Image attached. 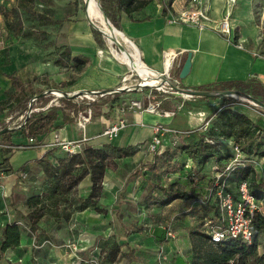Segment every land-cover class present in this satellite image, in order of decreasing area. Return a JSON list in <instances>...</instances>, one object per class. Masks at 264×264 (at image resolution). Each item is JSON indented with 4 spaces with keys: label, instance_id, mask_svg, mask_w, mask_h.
Segmentation results:
<instances>
[{
    "label": "rangeland",
    "instance_id": "374dc122",
    "mask_svg": "<svg viewBox=\"0 0 264 264\" xmlns=\"http://www.w3.org/2000/svg\"><path fill=\"white\" fill-rule=\"evenodd\" d=\"M98 1L100 4L101 1ZM155 1L160 2V0ZM253 1L255 5L258 4L256 10H260L259 8H262L264 0ZM15 2L16 0H0V7L8 11ZM28 7L35 13L45 15L53 20H62V22L60 24L42 25L38 22L35 15L30 14L26 10H20V19L25 28L22 36L14 37L6 28V21L0 14V96L2 99H6L11 90L10 81L4 75L13 72L22 82H30L33 89L38 87L44 91L52 92L53 98L48 103L49 105H59L57 99L65 93V89L62 87L58 90L53 89L56 86L59 87L61 82L68 80H73L74 84L77 83L82 88L94 87L97 90L104 91L120 87L123 84V78L126 76L125 78L130 79V81L126 82L125 85H131V89L135 88L132 85L137 84L139 79L136 76H133V78L127 76L132 71L111 56V48L117 50V47L115 44L110 45L105 36L92 27L97 26L98 23L96 20H90L86 17L83 0H30L28 1ZM110 24L113 25L111 22ZM84 26L99 33L100 46L96 44L95 48L84 47L75 49L67 44L71 39L72 33L83 34L81 31L85 29ZM230 27L231 29L233 28L231 22ZM261 35L263 34L259 36L260 43L264 41V37ZM66 46L71 49V58L82 60L85 64L80 66L71 58H62L60 52ZM58 60L61 66L56 63ZM261 66H263L261 62H257L254 65L256 72H260L261 82L264 84V71L259 69ZM90 90L86 89L85 91ZM138 92L142 91L139 90ZM121 93L126 95L123 97L116 96L117 102L120 104L124 103V101L121 102V99L135 98V95L131 96V94L137 93V91L124 90ZM141 97L142 95L137 96L136 99ZM222 97L214 96L208 97V99L200 97H194L193 99L176 98L173 100V108L171 110H174V115L169 118H183L185 122L190 121L189 126L188 124H183L182 128H180L181 124L177 122L176 125H179L178 129H185V131H180L184 132L183 134L172 135L170 144L166 146L172 158L169 162H160L154 169L146 167L142 171L143 175L135 177L133 173L127 178L125 186L128 185L127 190L130 189L131 192L137 191V198L135 197L134 199V196H131V198H127L129 201L119 204L116 211L112 210L111 217L114 220L113 223H115L112 230L119 238H122V240H117L121 244L122 250L134 253V260L122 259L117 264H202L203 257L216 249L215 245L209 244L203 235V223L209 210L200 204V201H190L192 208L185 207L186 204H180L179 202V204L168 208L150 207L146 209L142 206L141 194L146 188L145 181L147 180L164 185L173 183L174 187L180 190H187L192 185L198 192H202L205 189L207 186L205 184L216 174L218 166H214L212 163L207 164L201 171H198V182L192 184L187 172L181 166V157L176 147L184 142H189L192 135L196 134L197 130L199 131L202 127L203 122L210 121L221 108L231 104L230 101L224 100ZM224 97H227V99L232 98L243 105V102L236 98L238 95H235V97L233 95ZM100 99L97 100L92 109V119L86 128V135L92 136L101 130L102 126L107 123V114L110 120H115L114 116L117 112L115 110L109 112L110 101L113 97H104L102 101ZM33 103L35 102L33 101ZM39 106L40 104L34 105L36 108L30 110L29 113L31 111L46 112L47 106L43 108ZM231 106H234L237 110L244 111L253 121L257 119L258 125L264 128V117L246 106H240L236 103L231 104ZM15 109L16 106L12 110ZM11 111L9 109L0 114V126L3 123L7 124L12 115L10 114ZM66 113H68L69 117L72 116L70 111H66ZM18 121H20V118H17L11 124H7L8 128H14L11 131L13 139L10 148L14 152L9 159L12 170L8 175L13 177L15 183L9 189L7 197L2 198L0 196V239L2 227L7 223L18 220L17 223L22 226V241L25 243L22 249V256L25 260L33 256L37 261H44L46 264H72L71 257L74 245L77 248L76 253L80 259L79 262H83V264H101L104 257L102 243L107 239L102 234L105 232L106 227H104L105 224L102 225L97 221L95 217H93L95 219H92L89 225L80 227L76 224L78 212L73 213L66 221L62 218L56 220L46 216L39 222V231L43 233L42 237H38L40 234H32L29 228L24 225L23 216L26 214L24 201L30 195L40 191L43 177L35 164L26 165V170L20 169L21 166L35 157L36 152L33 148L16 149L17 145H24L27 139L19 132L17 128ZM170 127L172 129L175 128L173 126ZM70 130L71 128L68 127V131ZM48 132L44 135L47 136ZM231 145L232 141H220L218 149L222 155L232 156L233 148ZM145 150L147 154L150 153L148 148ZM2 153L3 151L0 150V159L3 157ZM55 155L61 157L65 153L57 150ZM153 155H151V160L148 162H138L136 170L140 167L142 168L144 164L151 163ZM227 161H230V158L223 160L224 163ZM17 171L26 172V177L17 178ZM259 179H261L259 174L254 172L247 177L250 185L257 183ZM100 211L103 215L107 213V210L104 209ZM175 212H178V218L171 219V215ZM112 213L115 214L113 215ZM184 216L188 217H185L188 222L184 220ZM133 223L141 226L140 231L133 232L132 228H128ZM125 226H127V229ZM86 229L88 232H93V234L97 232L98 236L94 243L92 241L89 242L90 246L88 248L80 250L84 245H87L83 236L79 239V235L85 233ZM167 231L171 235H167ZM121 234H123L124 238L121 237ZM43 236L49 238L45 239ZM39 238L42 241L37 245ZM262 240H264V236ZM9 259H11L10 256L6 255L5 257L4 255L0 260V264H9Z\"/></svg>",
    "mask_w": 264,
    "mask_h": 264
},
{
    "label": "trees",
    "instance_id": "16d2710c",
    "mask_svg": "<svg viewBox=\"0 0 264 264\" xmlns=\"http://www.w3.org/2000/svg\"><path fill=\"white\" fill-rule=\"evenodd\" d=\"M28 1L30 0H16L8 11L0 7V14L6 21V28L14 37L22 36L25 28L20 19V10H26L30 14L35 15L38 22L42 25L60 24L62 22V20H53L45 15L31 11L28 7ZM100 1L102 12L115 27L112 26L118 30H120L119 20L121 13L126 14L132 19V14L148 3V1L144 0ZM171 2L172 0H164L162 8L163 16H166ZM91 32L96 44L100 46L99 33L95 30H91ZM60 56L70 59V47H64L60 52ZM71 59L76 61L80 66L85 64L82 60L73 57ZM56 63L61 66L59 60ZM176 68V66L173 67L172 75L176 73ZM4 76L10 81L11 90L6 99H0V114L9 109L11 111L16 106V109L10 112L12 115L7 124H11L17 118H20V121L17 122V128L21 135L26 138H34L38 142L46 132L57 128L54 124L58 119H61L63 123H72L78 111L86 106L85 102L79 100L76 95H66V93H63L57 99L59 105H49L46 112L31 111L29 113L30 110L36 108L34 105L40 104L39 107H46L52 100L53 95L50 91H44L38 87L33 89L30 82H22L14 72ZM73 83V80L61 82L59 87L56 86L53 90H58L61 87L66 88ZM233 88L236 90L245 89L250 93L252 98L264 103V84L259 80L228 83L223 87H200L195 90L215 92L225 89L231 90ZM122 94L121 91L114 93L109 109L115 105H120L117 102L116 96ZM153 94L155 96L154 101L159 102V109L168 111L173 108L172 101L176 97L156 92ZM200 98L208 99L207 97ZM222 98L231 103L237 102L232 98ZM33 101L35 103L32 104ZM100 101H102V98ZM95 103H92L93 108ZM66 111H70L72 116L69 117ZM7 124L3 123L0 126V141L12 146L11 131L14 128H8ZM225 140L232 141V148L237 146L242 156L240 163L225 177L226 184L228 185L225 190L235 197L237 195V187L242 181L248 182L247 177L250 173L259 174L248 160L264 159V128L257 124V119L253 121L245 112L237 110L234 106L227 105L218 111L205 129L197 130V133L192 135L189 142H184L176 148L179 150L183 170L187 172L190 182L195 184L199 180L198 171H201L207 164L212 163L214 166H218L216 173H219L229 162L224 163L223 160L226 158L232 159L233 154L232 156L222 155L218 149L219 142ZM57 149V147L49 148L46 153L33 162L39 168L43 180L40 191L30 195L24 201L26 209V214L23 216L24 225L29 228L32 234H40L38 237H42L43 234L39 231V222L46 216H50L56 220L62 218L66 221L75 212H82L87 209L101 212V208L96 203L100 196H102V180L106 169L112 168L115 165V159L129 157L136 152V149L133 147L122 148L105 144L99 147L83 146L79 153H65L64 156L59 157L53 153ZM0 150L3 151V157L0 159V170L8 175L12 170L8 161L14 151L10 148H1ZM168 150L165 147L160 153H155L152 162L144 164L142 168L140 167L138 170H135L133 172L134 176L143 175L142 171L146 167L154 169L160 162H169L172 158ZM49 157H53L54 161L50 160ZM26 165L29 166L26 163L20 169L26 170ZM215 175L207 181L205 184L207 186L202 192L196 191L194 185L187 190H180L175 188L173 183L164 185L147 180L145 181L146 188L141 194L142 206L146 209L150 207H165L178 199L200 201V204L209 210L207 212L208 215L204 219V227V224L208 220H213L217 214L215 199L211 197L207 201L203 200V197L207 194V188L214 183ZM86 176L89 177L91 183L89 193L84 197H78L74 192L78 184ZM260 178L257 183H253L252 185L248 182L250 193L260 205V210L256 211L251 218V242L244 243L238 239L229 238L219 243H211L208 235L205 233L204 227L203 235L205 239L209 244L215 245L216 249L203 257L202 264H264V240H262L264 236V170L263 177L260 176ZM17 222L18 220L7 223L1 229L0 260L4 255L6 256V253L17 251L16 253L14 252V255H11L9 264H46L44 261H37L33 256L29 259H24L22 251L19 250L23 240L22 226ZM130 225L128 228H132L133 232L140 231L141 229V226H138L136 223ZM125 228L127 229V226ZM43 238L48 239L49 237L43 236ZM41 241L42 239L40 240L39 238L37 245ZM102 246L104 257L101 264H114L121 259L134 260L132 251H127L126 253L121 251V244H119L114 235L107 237ZM83 248L86 249L85 246ZM78 264H83V262H78Z\"/></svg>",
    "mask_w": 264,
    "mask_h": 264
},
{
    "label": "crops",
    "instance_id": "0c3cea01",
    "mask_svg": "<svg viewBox=\"0 0 264 264\" xmlns=\"http://www.w3.org/2000/svg\"><path fill=\"white\" fill-rule=\"evenodd\" d=\"M188 1L189 0H172L166 16L162 15L164 0H160V2L149 0L143 8L132 14V19L124 13L120 14V32L134 45L141 63L154 73H163L167 69V65L163 60V51L167 49L176 51L179 54L174 60L175 66L177 67L174 75L178 78V73L186 59V55L190 52V71L185 78L179 79L180 88L185 90H195L200 87H223L228 83L236 82L261 81V74L260 72H256L254 65H256L257 62H261L263 66L259 67V69L264 71V41L261 43L259 41L260 34H263L261 36L264 37V2L262 8L256 10L258 4L255 5L253 0H236L233 5H228L227 0H205L208 14L214 21H220L225 12L230 10V22L233 28L231 29L230 36L226 38L216 34L214 31L210 30V28L199 31L193 26L168 24L167 18L169 15L181 10L187 5ZM84 28L85 29L81 31L83 32L82 35L72 33L70 36L71 39L67 44L75 49L84 47L95 48L96 42L92 36L91 30L85 26ZM64 89L67 95H74L86 89L97 90L94 87L82 88L78 86L77 83H73ZM231 90L238 92L239 95L252 97L245 89L241 88L236 90L233 88ZM125 95L126 94L120 96L123 97ZM134 95L135 98L129 97L128 99H121V102L134 100L137 96H141L142 94L137 91V93L131 94V96ZM154 98L155 96L153 95L151 100L154 101ZM0 99H2L1 96ZM233 103L246 106L238 102ZM114 107L115 108H110L109 112L114 111L116 105ZM106 117L107 123L102 126L101 130L92 136L86 135V128L91 121L86 126L85 131L82 132L77 127L76 119H74L72 123H63L61 119H58L54 124L57 128L50 130L47 136L43 135L39 139L38 145L32 147L35 149L36 155L27 163L29 165H34L33 162L49 150V148L42 147V144L50 142L53 133L59 134L60 138L65 140L80 139L82 135H84L87 138L84 146L99 147L101 145L111 144L122 148H135V154L129 157L115 159V165L112 168H107L104 173L102 180V196H100L96 204L99 208L107 210L106 216L91 209L78 212L76 215V224L78 226H87L92 222V219L96 218L102 225L105 224L104 227H106V229L102 234L103 237L107 238L114 235L117 240H122V238H119L112 230L115 223H113L114 220L111 217V212L112 210L116 211L118 205L122 202L129 201L127 198H131V196H134V199L135 197L137 198V191L131 192L130 189V191L127 190L128 185L125 186V183L127 178L136 170V164L138 162H148L151 160L152 154H147L145 149L153 134V125L160 124L169 128L173 126L175 130L185 131V129H178L179 125L176 124L178 122L181 124L180 128H182L183 124H188L189 126L190 121L185 122L183 118L171 119L146 112L133 113L127 111L121 115V117L126 120L127 127L121 130L112 140H108L106 137L101 136V133L108 125L114 123L119 116L115 113V120H110L108 115ZM257 124H259V122H257ZM68 127L71 128L70 131H68ZM171 137L172 135L167 134L162 138L163 148L170 144ZM53 153H55V151H53ZM49 159L54 161L53 157H49ZM5 180L8 190L15 183V180L11 175H6ZM90 184L89 177L86 176L78 184L74 194L78 197L86 196L89 193ZM190 201L192 200H174L164 208L175 206L179 204V202L180 204H186L185 207L192 208V205L189 203ZM112 214L114 215L115 213ZM177 214L178 212L173 213L171 219L178 218ZM100 216H102V218H100ZM185 217L187 216H184V220H188V217ZM87 229L85 233L79 235V239L81 236L85 239L87 245L84 246L86 248L90 246L89 242L92 241L94 243L98 236L97 232L93 234V232H88ZM121 235L120 236L123 237V234ZM88 236H90V238H88ZM24 244L25 243L22 241L19 250L22 251L25 246ZM121 251L126 253L122 250V247ZM14 252L15 251H10L6 253V255L11 257V255H14ZM121 260L114 264L119 263Z\"/></svg>",
    "mask_w": 264,
    "mask_h": 264
},
{
    "label": "built area",
    "instance_id": "2783aa9c",
    "mask_svg": "<svg viewBox=\"0 0 264 264\" xmlns=\"http://www.w3.org/2000/svg\"><path fill=\"white\" fill-rule=\"evenodd\" d=\"M235 1L236 0H227L228 5H233ZM230 19L231 12L229 10L225 12L220 21H214L208 14L205 0H189L187 5L184 6L181 10L169 15V17L167 18V23L171 25L193 26L199 31L210 28V30L214 31L216 34L228 38L231 32ZM178 54V52L170 49L163 51V60L167 65V69L163 73L155 72V76L158 77L154 78L157 80H155V83L152 85H145L143 80L132 72L131 74L127 75L130 76V78L136 76L139 79V82L135 85H132L133 87H135L134 89H131V85H124L123 89L127 91H144L143 93L141 92L142 97L140 99L130 100L118 105L115 110L119 117L115 120L114 123L108 125L102 131L101 136L106 137L108 140H112L118 135L121 130L125 129L127 127V123L126 120L121 117V115L127 111L133 113L146 112L157 114L167 118L171 117V115L173 116L174 110L163 111L159 109V102H154L151 100L154 91L165 95L168 94L174 97H181L183 99L194 98L178 90L182 89L179 86V79L171 73L173 71V67L176 65L174 60L176 59ZM125 77L123 78V80L125 79ZM162 78L164 80H162ZM117 88L120 87L111 88L104 91H82L76 94V97L79 100L84 101L86 104V106L82 110L78 111L75 118L77 127L82 132L85 131L86 126L92 119V103L97 102L99 98H104L107 96L112 97L114 93L118 92ZM51 94L53 93L51 92ZM236 98L242 101L247 108L264 117L263 109L260 108L254 101L250 100L246 96H238ZM48 106L49 104L47 105V108ZM208 123L209 121L203 122L200 129H205ZM152 132L153 134L147 144L148 151L151 154L160 153L162 151V138L165 135H177L184 133L160 124L153 125ZM86 140L87 138L84 135H82L80 139L65 140L61 139L59 134L53 133L51 141L42 144V147H57L64 153L74 154L79 153L82 150ZM37 145L38 142L36 139L27 138L25 144L17 145L16 149L32 148L36 147ZM0 148H11V146L0 143ZM241 159V152L239 151L237 146H234L232 159L227 163V165L221 172L216 173L214 183H212L213 185H210L207 188V194L203 197L204 201H207L211 197H213L217 206V214L215 218L213 220H208L204 224L205 233L208 235L209 241L211 243H219L229 238L238 239L244 243L251 242V218L256 211L260 210L259 202H257L254 196L250 193L249 184L247 181H242L239 184L236 189L237 195L235 197L230 192L225 190V188L228 187L225 181V177L228 176L230 172L235 168V166L240 163ZM248 162L251 163L254 170L259 173V176L263 177L264 159H250L248 160ZM6 175V173L0 170V196L2 198L7 197L9 194V189L7 190L5 180ZM25 177V172H17V178ZM166 234L171 235L169 231H167ZM73 247L74 248L72 249L71 257L72 264H78L80 259L76 253L77 248L74 245ZM80 250H85V248H80Z\"/></svg>",
    "mask_w": 264,
    "mask_h": 264
},
{
    "label": "bare ground",
    "instance_id": "6f19581e",
    "mask_svg": "<svg viewBox=\"0 0 264 264\" xmlns=\"http://www.w3.org/2000/svg\"><path fill=\"white\" fill-rule=\"evenodd\" d=\"M86 17L90 20H96L98 25L95 26L105 36L110 45L115 44L117 50L111 48L110 54L118 62L128 67L130 71L139 76L145 85H152L155 83L154 79L156 73L147 69L140 61L134 45L126 39L120 31L114 28L111 24L108 25L98 0H83ZM129 81L128 78L123 80L120 88H124L125 83Z\"/></svg>",
    "mask_w": 264,
    "mask_h": 264
},
{
    "label": "water",
    "instance_id": "95a60500",
    "mask_svg": "<svg viewBox=\"0 0 264 264\" xmlns=\"http://www.w3.org/2000/svg\"><path fill=\"white\" fill-rule=\"evenodd\" d=\"M85 8H86V4H85ZM103 13V12H102ZM103 16L106 20V22L108 23V25H110V22L109 20L106 18V16L104 15L103 13ZM95 30H97L98 32L101 33V31L99 29H97L95 26H92ZM190 58H191V53L188 52L187 55H186V59L178 73V79H183L185 78L189 71H190ZM162 80H164L162 78ZM118 91H124L123 88H117ZM180 92L184 93V94H187V95H190L192 97H214V96H230V95H238V96H242V95H239L238 92L236 91H233V90H225V91H215V92H206V91H196V90H185V89H178ZM77 94V93H76ZM74 94V95H76ZM67 95V94H66ZM250 100L254 101L260 108L264 109V103L258 101L257 99H254L252 97H248Z\"/></svg>",
    "mask_w": 264,
    "mask_h": 264
}]
</instances>
